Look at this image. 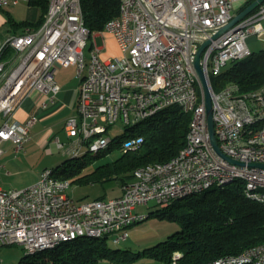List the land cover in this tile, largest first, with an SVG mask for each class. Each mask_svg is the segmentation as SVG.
Wrapping results in <instances>:
<instances>
[{
	"label": "built area",
	"instance_id": "1",
	"mask_svg": "<svg viewBox=\"0 0 264 264\" xmlns=\"http://www.w3.org/2000/svg\"><path fill=\"white\" fill-rule=\"evenodd\" d=\"M23 1L29 0L12 3L19 5ZM236 1L246 2L240 13L256 0H121L119 16L109 21L101 32L113 36L121 56L103 60L94 37L93 62H85L83 29L86 26L81 0H53L47 25L29 30L27 37L13 35L5 42L0 40V117L3 120L0 159L5 142H12L19 152L32 138L37 118L31 117L24 123L15 118L23 101L38 93L40 107L46 109L60 94L61 87L55 78L57 66H76L78 77L87 74V82L80 85L85 86V95H78L76 113L65 123L71 141L68 152L78 150L80 138H89L88 147L105 145L111 137L109 128L119 121L124 125V121L134 118L138 112L146 111L148 101L160 100L161 105L165 100L179 99L188 103L192 95L190 84L183 79V70L197 74L196 52L203 40L211 38L209 31L228 25L238 14H233ZM10 4V0H0V9ZM262 35L264 3L212 41L202 54V69H215L228 60H235L236 55L251 50L249 38ZM8 47L14 53L3 58ZM138 65H145V73H138ZM137 89H144V96H137ZM222 90L223 99L213 100L218 145L223 154L244 165L230 163L214 149L206 108H203L194 124L198 145H192L190 152L194 147H210L214 165L204 164L200 155L199 159H190L189 152L174 166L142 171L122 186L118 197L86 203L67 195L72 185L59 178L53 184L37 185L30 194L0 188V246L17 245L26 252L69 234L100 229L114 232V242L120 243L128 239V230L135 225L132 212L151 201L166 200L172 193L201 187L217 175L233 172L250 173L255 181L264 182V168L250 167V164H264V153L253 155L250 151L235 149V140L264 143L263 126L245 129L246 119L262 111L264 94L237 96L235 91L225 92L224 86ZM237 127H244V137H236ZM95 133H102V140H95ZM142 142L141 138H133L124 147L134 150V143ZM55 146L59 151L65 148L59 138ZM161 172H170V179H161ZM117 225H125L126 233H116ZM260 245L204 264H246V261L264 264ZM180 257L175 254L172 264H178Z\"/></svg>",
	"mask_w": 264,
	"mask_h": 264
},
{
	"label": "trees",
	"instance_id": "2",
	"mask_svg": "<svg viewBox=\"0 0 264 264\" xmlns=\"http://www.w3.org/2000/svg\"><path fill=\"white\" fill-rule=\"evenodd\" d=\"M49 2L29 0L30 7L41 10L36 22H17L6 12L7 23L14 35L39 29L44 24ZM81 5L85 26L91 34L103 32L106 24L117 18L121 10V0H81ZM13 53L14 50L8 47L3 58ZM212 84L215 92L228 85L238 86L240 93L259 90L264 86V51L234 61L230 68L213 78ZM191 122L192 114L176 106L167 108L144 121L126 125L127 133L113 137L105 151H87L51 171L56 178L68 180L71 185L120 180L122 188L134 179L138 169L166 163L176 157L187 144ZM133 138H141L143 142L134 150L126 149L124 145ZM114 151H120L122 155L84 174L98 160ZM153 216L177 223L181 229L157 246L137 254V259L172 264L175 254H180L178 264H204L238 255L264 243V204L247 195L242 180L175 201L167 208L151 213L145 220ZM25 253L26 257L18 264H98L101 261L132 262L135 259L130 257L129 251L113 249L108 238L80 237L53 248Z\"/></svg>",
	"mask_w": 264,
	"mask_h": 264
},
{
	"label": "rangeland",
	"instance_id": "3",
	"mask_svg": "<svg viewBox=\"0 0 264 264\" xmlns=\"http://www.w3.org/2000/svg\"><path fill=\"white\" fill-rule=\"evenodd\" d=\"M246 5L245 1H236L234 3L233 14L238 13ZM17 22L23 21H38L41 16V10L39 8L30 7L27 3H22L18 8ZM2 11V10H0ZM3 12V11H2ZM4 13V12H3ZM5 14V13H4ZM14 32L11 31V27L6 25L0 31L1 41L5 42L6 39L10 38ZM96 34L92 35L89 39L87 47L85 50L86 60L91 56V47L94 42V37ZM97 36V35H96ZM97 47H103L102 56H121V51L117 43L110 41L103 42L102 38H96ZM248 45L253 54H257L264 51V35L257 37H251L248 40ZM120 54V55H119ZM104 60V59H103ZM233 64L230 61L226 66L221 68V73L231 67ZM63 81L60 82L59 76H57L58 81L61 84H65L66 89L76 86V79L74 76L77 72V67L72 66L68 69H63L62 71ZM74 82V83H73ZM65 89V88H64ZM3 120L0 117V126ZM135 120H132V124ZM44 128V125L40 124L37 126L33 133L36 134ZM127 133V126L123 125L120 121L109 128V135L112 139L115 136H122ZM61 142L65 144L63 150H57L53 148L52 154H47V151L36 145V141L31 144H27L23 151L16 155L15 147L11 148L10 144L3 145L2 149L6 151L5 155L0 159V188L4 190L14 189L23 190L36 185L41 177L44 170H53L59 168L67 160L75 157L73 152H68L71 141L64 131L58 133ZM12 143V142H11ZM87 148L83 147L80 155L87 152ZM89 155H92L91 153ZM122 153L120 151H114L106 158L98 160L93 167L85 170L84 174L89 173L94 167L111 162ZM121 181L113 180L105 183H96L90 185H72L67 191V195L73 197L79 203H86L97 200L99 198L111 199L120 196ZM162 210L161 205L157 201H151L148 206H143L137 208L134 213L140 216L148 217L151 213H156ZM181 228L177 223H172L153 216L148 218L139 224H135L128 230L129 237L127 240L120 243H115L112 238H109L110 246L115 250L129 251L130 257L135 258L132 262H109L101 261L98 264H158L155 261L149 259H137L136 256L139 253H143L145 249L157 246L159 243L164 242L171 235L179 231ZM26 257V253L21 246H7L2 248L0 251V264H18L23 258Z\"/></svg>",
	"mask_w": 264,
	"mask_h": 264
},
{
	"label": "bare ground",
	"instance_id": "4",
	"mask_svg": "<svg viewBox=\"0 0 264 264\" xmlns=\"http://www.w3.org/2000/svg\"><path fill=\"white\" fill-rule=\"evenodd\" d=\"M52 11H53V0H50L48 13L45 17V21L43 25H47V23H49ZM28 35H29V30L22 35H15V36L27 37ZM91 38H92V34L90 33V31L87 28H84L83 53H84L85 62H93V51H91V56L88 57L89 58L88 61L86 60V54H85L87 43ZM252 56L253 53L250 50L247 53L236 55L235 60H228L226 64L220 65L215 69L214 67H207L204 69V73L206 75L210 90L212 92L213 100L223 99L222 87L218 88V91L215 92L212 84L213 78L221 74V68L226 66L230 61L234 62L238 60H243ZM138 73H145V65H138ZM79 78L81 79V82H87V74H80ZM183 79L186 83L190 84V91L192 98L188 101V103H185L183 100H179V99L165 100L161 103V105H160V100L148 101V108L146 109V111L138 112L134 118L124 121L125 126L131 125L132 120H135V122L133 123L135 124L137 122L144 121L156 115L162 110L175 106L181 109L185 113L192 114V122L187 137V144L179 152V154L166 163L148 165L138 169L135 173V177L139 176L142 171L163 170L166 167L176 165L182 160V158L185 157V155H187L190 152L192 145H198V138H195V134H194V124L197 122L198 113L200 112V110L205 108L203 85L199 80L198 75L194 74L192 70H183ZM224 91L225 92L235 91V94L237 96H252L254 94H264V86L256 91H252L249 93H240L238 86L228 85V86H224ZM79 95H85V86H80ZM137 96H144V89H137ZM260 126H263L264 128V101L262 102V111L253 113L251 118L246 119L245 121V129H257L260 128ZM236 137H244V127H237ZM95 140H102V133H95ZM111 141L112 139L109 138V141L105 145H95L88 147L89 138H80V140L78 141V150L70 151V152H73L74 156H78L80 155V152L83 147H86L89 152H93V153L102 152L108 149ZM140 144L141 143H134V148L138 147ZM235 149H243L246 151H250L251 154L253 155H261L264 153V143H246V141L243 140H235ZM199 155L201 156V161L204 164L214 165V157L211 153L210 147H194V151L190 152V159H199ZM56 179L58 178H56L53 175V172L51 170H45V174H42L40 181L36 185L30 188L23 189V194H30V192H32L37 185H42L43 182H46V184H53L54 182H56ZM161 179H170V172H161ZM235 180H242L245 182L246 192L249 197L257 196L260 198H254V199L260 202H262V200L264 201V182L255 181L250 173L233 172V173H228L227 175H217L211 178V180H207V182H205L201 187L185 188L177 193H172V195H170L166 200L158 201V203L161 205L162 208H167L175 201H178L188 196L203 194L214 187L226 186L234 182ZM145 218L146 217L140 216L139 214H135L134 212H132V220H134L135 224L142 222L143 220H145ZM116 233H126V226L117 225ZM80 237L108 238V239L112 238L113 240H115V233L108 231V229L86 231V233L77 232V234H69L66 237H61L56 241L44 242L40 245V247L31 248L28 251L33 252L37 250L53 248L62 242H69L71 240ZM7 246H12V245H1L0 251L2 250V248ZM260 252H264V243L260 245ZM246 264H258V263H254V261H246Z\"/></svg>",
	"mask_w": 264,
	"mask_h": 264
},
{
	"label": "crops",
	"instance_id": "5",
	"mask_svg": "<svg viewBox=\"0 0 264 264\" xmlns=\"http://www.w3.org/2000/svg\"><path fill=\"white\" fill-rule=\"evenodd\" d=\"M10 1H11L10 6H8L5 9H0L5 13L4 14L2 11H0V31L2 30L3 27L8 25V23H7L8 17H7L6 12L10 13L11 17L15 21H17V17L15 18V16H17L16 14H18L17 8L23 2L27 3V4L29 2V1H23L19 5H14L12 3L13 0H10ZM29 22H34V21H29ZM13 35H14V33H13ZM96 35H95V37L96 38H98V37L102 38L103 42L107 41V38L110 41L115 42V39L113 38V36H111L108 33H101V34L96 33ZM96 38H95V40H96ZM0 40H1V37H0ZM91 49H92V47H91ZM99 49H100V54L102 56L103 47L100 46ZM115 57H117V56H113V57L105 56L103 59L108 60V59L115 58ZM70 67H72V66H70ZM63 69H68V68L57 66V69L55 72V78H56L58 85L61 87V92L57 96L54 103L49 104L48 108L43 109L40 107V100H41L40 95L38 93H32L28 98H26L23 101L20 109L16 112V114H15L16 120H18L19 122H22V123L26 122L31 117L37 118V123L34 125V127L32 129V138L30 141H28L24 145L23 149L26 148L27 144L29 145L32 142H34V140H35L36 145L38 147L44 148L47 151V154L50 155V154H52L53 148L56 149L55 141L57 138H59L58 133L61 131H64L67 134V132L65 130V123H66V120L68 118L74 116L76 113L75 112V106H76V102H77V97L79 95L81 79L78 77V74L76 72V75L74 76V78L77 80L76 86L74 85L73 87L66 89L65 84L60 83L61 81H63V78H62L63 74L61 72ZM57 76H59L60 82L58 81ZM40 124L44 125V128L42 130H40L39 132H37L36 134H34L33 130L37 126H39ZM5 144H10L9 146L11 148L14 147L13 143H11V142H5L3 145H5ZM3 145H2V147H3ZM22 151L23 150H21L19 152H16V151H14V152L16 155H18ZM5 153H6V151H4L3 156L5 155Z\"/></svg>",
	"mask_w": 264,
	"mask_h": 264
},
{
	"label": "water",
	"instance_id": "6",
	"mask_svg": "<svg viewBox=\"0 0 264 264\" xmlns=\"http://www.w3.org/2000/svg\"><path fill=\"white\" fill-rule=\"evenodd\" d=\"M262 3H264V0H256L250 5H248L242 12L238 13L236 16H234L233 20L226 26L216 30V31H209L208 34L211 35L210 39L203 40V43L201 44L200 48L196 52L195 59H194V68L196 70V73L198 75L199 80L201 81L203 85V91H204V101H205V108L207 113V120H208V127H209V134L211 143L214 147V149L227 161L233 164L237 165H244L232 158H229L225 154H223L219 148L218 141L215 134V125H214V117H213V99H212V92L210 90L208 80L206 78V75L204 73V70L201 67V57L205 49L212 43V41L217 40L219 37H221L224 33L235 27L237 24H239L241 21H243L246 17H248L251 13H253ZM250 167H258V168H264V164L255 163L250 164Z\"/></svg>",
	"mask_w": 264,
	"mask_h": 264
}]
</instances>
